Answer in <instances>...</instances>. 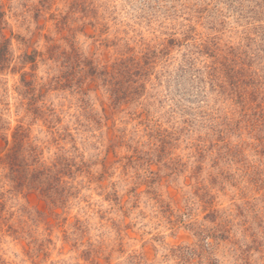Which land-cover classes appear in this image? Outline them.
<instances>
[{"label":"rangeland","instance_id":"obj_1","mask_svg":"<svg viewBox=\"0 0 264 264\" xmlns=\"http://www.w3.org/2000/svg\"><path fill=\"white\" fill-rule=\"evenodd\" d=\"M2 1L19 69L0 74L3 134L23 123L62 167L45 196L0 163V264H264V0H85L63 31L66 0ZM23 71L49 122L20 107Z\"/></svg>","mask_w":264,"mask_h":264},{"label":"trees","instance_id":"obj_2","mask_svg":"<svg viewBox=\"0 0 264 264\" xmlns=\"http://www.w3.org/2000/svg\"><path fill=\"white\" fill-rule=\"evenodd\" d=\"M40 1L41 6L53 3V0ZM66 1L69 2L68 11L63 16L61 14L58 15L59 19L56 20L58 30L61 31L67 28L66 24L68 23L70 15L85 10L86 12H83L86 13L84 17H87L91 12L90 9H86L88 4H86L85 7V0ZM9 9L10 6L0 0V74L19 72V69L16 68L14 63V56L11 48L12 39L15 37L18 38V35H14L9 30ZM71 20L73 21L74 19ZM36 53L37 52L34 51L32 54H23L21 57L23 66L27 63L34 64V62H36ZM144 58L145 55L141 58L131 57L129 59H119L112 66L113 71H106V74L109 77H113L114 74H117L118 77L130 80L134 76L139 75L144 69L148 68V64L150 63L147 62L148 58ZM145 60L147 61L145 62ZM88 64L89 76L96 78L97 73L95 65L93 66L90 62ZM219 64L220 67L217 66L216 70L215 68L211 69V74L215 72L216 75L220 76L222 73V76L225 78L231 77L234 74L233 66H230V64H221L220 62ZM31 69L33 70L34 68L31 67ZM27 76H30V78H27ZM133 82H137V80ZM120 83H122V81ZM36 87L37 83L33 79V74L27 71L21 72L20 85L17 87L18 95L21 97L19 105L20 107L24 106L26 113L32 115L34 119L42 118L44 122H49L43 110V104L39 105V101L42 100L43 97V93H41V91H43V86L40 85L38 88ZM112 93H115V90H112ZM0 103L3 104V107L0 108V140L3 141V146L0 147V153L5 151L4 154L0 155V163L8 170L10 182L16 190L27 187L31 190H38L42 195H51L50 192L60 181L61 176L59 173L61 172L60 168L62 164L57 162L52 164V166L43 164L41 160L42 147L33 143L30 137L29 127H25L23 123L17 124L9 134H7V132L3 134V131L9 130V123L3 118L7 103H3L1 98ZM50 110L49 108V111ZM54 166L60 168L55 170ZM4 198L3 195H0V218H3V221H8L7 218L2 216L5 205Z\"/></svg>","mask_w":264,"mask_h":264}]
</instances>
